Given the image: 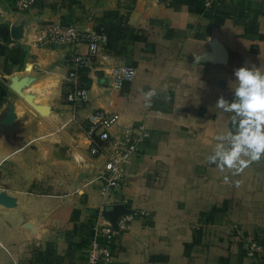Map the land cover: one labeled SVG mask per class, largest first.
<instances>
[{
    "label": "crops",
    "instance_id": "crops-1",
    "mask_svg": "<svg viewBox=\"0 0 264 264\" xmlns=\"http://www.w3.org/2000/svg\"><path fill=\"white\" fill-rule=\"evenodd\" d=\"M5 1V22L27 30L24 42L8 46L9 73L36 80L23 90L36 110L15 108L17 119L34 115L26 121L33 137L0 166L34 142L40 159L46 140L56 152L74 150L92 176L72 191L68 173L60 193H24L14 209L0 207V264H88L93 225L111 224L116 216L103 211L116 200L150 215L115 239L113 264H264V252L246 254L253 241L264 246V0L213 10L200 0H39L25 14ZM48 23L109 36L89 74L90 101L79 108L63 99L70 50L30 37ZM116 67L137 76L116 89L104 77ZM98 110L120 116L115 136L138 124L151 134L127 167V186L110 197L96 181L103 158L90 155L82 130Z\"/></svg>",
    "mask_w": 264,
    "mask_h": 264
},
{
    "label": "built area",
    "instance_id": "built-area-1",
    "mask_svg": "<svg viewBox=\"0 0 264 264\" xmlns=\"http://www.w3.org/2000/svg\"><path fill=\"white\" fill-rule=\"evenodd\" d=\"M14 3L17 11L29 12L38 6L39 0H9ZM167 7L180 0H155ZM193 1V0H187ZM238 0H200L203 7L213 10L222 2ZM90 18H93L91 15ZM108 34L103 29L85 30L74 24L44 25L35 37V45L39 47H63L70 50L68 56L69 71L64 80V98L68 105L79 108L90 101V85L83 81V74L94 71L97 58L108 47ZM80 45L86 46V52L80 53ZM107 58L106 56H104ZM137 70L133 67H116L104 77L110 78L112 85L120 89L125 83L133 81ZM148 103V107L152 106ZM120 122L117 113L103 110L93 111L86 120L87 137L90 141V155L103 158V169L96 178L100 184L103 197L121 194L127 186V167L139 154L140 147L151 138L144 124L123 129L119 135H113L111 130ZM120 201L113 204L120 205ZM145 211H130L121 215L115 224H101L96 221L92 235L86 246L88 264H113V242L129 232L132 223L141 217H148ZM264 252V246L259 242H251L247 248V257L254 258Z\"/></svg>",
    "mask_w": 264,
    "mask_h": 264
},
{
    "label": "rangeland",
    "instance_id": "rangeland-1",
    "mask_svg": "<svg viewBox=\"0 0 264 264\" xmlns=\"http://www.w3.org/2000/svg\"><path fill=\"white\" fill-rule=\"evenodd\" d=\"M4 2L6 1L0 0V158L24 148L30 138L33 137L26 133V129L28 130L26 121L34 115H22V118L17 119L14 124L7 125L4 123V119L9 107L14 106L22 109L23 103H25L36 110V103L32 97L23 92L36 80L30 77L19 78L18 75L9 73V70L15 66V58H12L14 52L12 53V49H9L8 46L24 42L27 30L23 24L9 25L8 22H5L6 5ZM13 28H20L19 37L15 39L12 36ZM35 36L36 27H33L30 33V37L33 39L32 42H34ZM19 82L21 84L18 90H14V85ZM63 99L65 101V98ZM82 130L87 135L86 123L82 124ZM43 142L48 143L46 140H43ZM47 143H44L41 147L42 151L37 153L42 156L40 159L36 158V142H34L0 166V194L6 193L14 199L12 206L8 207L0 204L1 208L14 209L19 202V197L24 193L50 195L55 194V190L60 193V183L64 182V178L68 176V173L71 174V180L74 181L72 191L77 190V186L92 176L89 174L91 170L80 168L75 162L74 150L65 153L56 152L54 147H50Z\"/></svg>",
    "mask_w": 264,
    "mask_h": 264
},
{
    "label": "water",
    "instance_id": "water-1",
    "mask_svg": "<svg viewBox=\"0 0 264 264\" xmlns=\"http://www.w3.org/2000/svg\"><path fill=\"white\" fill-rule=\"evenodd\" d=\"M19 32H20V28H13L12 29V36L14 39L19 37ZM20 84H21L20 82L16 83L14 85L13 89L18 90V87L20 86ZM15 120H16V114L14 111V106H10L8 111H7V114H6V118L4 119V123L7 125H12L17 121V120L15 121ZM0 204L10 207L14 204V199L9 197L6 193H2V194H0ZM128 212H130V211H125L123 209L122 205H115L113 207H109V208L104 209L103 215L105 217L116 216V218L113 219V221L111 222V224H115L121 215H124Z\"/></svg>",
    "mask_w": 264,
    "mask_h": 264
},
{
    "label": "trees",
    "instance_id": "trees-1",
    "mask_svg": "<svg viewBox=\"0 0 264 264\" xmlns=\"http://www.w3.org/2000/svg\"><path fill=\"white\" fill-rule=\"evenodd\" d=\"M82 81H83L86 85H90V86H91L90 79H89V75H87V73H84V74H83Z\"/></svg>",
    "mask_w": 264,
    "mask_h": 264
},
{
    "label": "bare ground",
    "instance_id": "bare-ground-1",
    "mask_svg": "<svg viewBox=\"0 0 264 264\" xmlns=\"http://www.w3.org/2000/svg\"><path fill=\"white\" fill-rule=\"evenodd\" d=\"M14 111H15V107H14ZM15 114H16V112H15ZM16 120H17V115H16ZM16 120H15V121H16Z\"/></svg>",
    "mask_w": 264,
    "mask_h": 264
}]
</instances>
